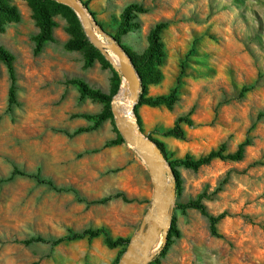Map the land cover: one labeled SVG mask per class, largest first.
Listing matches in <instances>:
<instances>
[{"label":"rangeland","instance_id":"obj_1","mask_svg":"<svg viewBox=\"0 0 264 264\" xmlns=\"http://www.w3.org/2000/svg\"><path fill=\"white\" fill-rule=\"evenodd\" d=\"M79 1L114 38L128 5L148 9L132 12L117 41L131 59L145 57L143 72L153 81L140 87L134 122L172 158H197L222 144L235 151L251 141L242 160L175 164L179 186L165 158L171 180L166 192L175 186L169 240L148 264H264V0ZM1 2L16 13L0 11V44L15 57L17 103L8 109L11 79L0 59V178L17 167L38 171L65 190L22 175L0 181V264H120L155 193L148 165L115 113L124 76L68 5L44 0L52 39L41 42L38 0ZM162 21L168 24L149 53L151 30ZM76 79L97 95L82 96ZM172 92L171 106L144 102ZM182 114L194 121L183 123L186 137L163 134ZM79 128L87 130L70 135ZM190 202L221 215L219 235L200 207L184 206ZM97 227L107 228L119 244L110 246L104 234L54 242ZM39 235L47 241L22 242ZM162 241L161 235L152 252L160 253Z\"/></svg>","mask_w":264,"mask_h":264},{"label":"trees","instance_id":"obj_2","mask_svg":"<svg viewBox=\"0 0 264 264\" xmlns=\"http://www.w3.org/2000/svg\"><path fill=\"white\" fill-rule=\"evenodd\" d=\"M7 9H9V10H7ZM14 10L15 9L5 7V5L0 0V11H5L7 13L8 12L14 13ZM147 10L148 9H146L141 4L135 3V4L128 5L123 11V14H122L123 21H122V24H121V26H120L117 34H116V40H118V41L121 40V35L125 31L126 26L130 24V19L132 17L131 14L133 11L146 12ZM14 14H16V13H14ZM92 15L94 16L93 12H92ZM35 16L38 20V23H39V25L41 27V31H42L41 35H40V41L43 42L45 40L52 39V21H51V18L49 16V13L47 11L44 0H38V3L35 5ZM167 24L168 23L165 21L159 22L151 30V33H150L151 45H150V50H148L149 53L152 49L156 48L159 45V41L161 38V32L167 26ZM71 44H72V46L76 45L75 43H71ZM144 58L145 57H141L140 59L137 60L134 57H132V60L134 61V64L136 65V68H137V70L141 76V80H142L141 87L145 90L147 88V84H149L153 81H149L143 72L142 67L144 64ZM0 59L3 60L4 63L6 64L8 71H9L10 79H11L9 108L8 109L12 110L15 103H17V83H16L17 76H16V70H15V57H14L13 53L2 44H0ZM74 83H76L81 88L82 96H86V95L96 96L97 95V93L94 90L90 89L84 81H82L80 79H76V80H74ZM175 99H176V94H175V92H172V94L170 96L161 95V96H157V97H152V96L146 97V98H144V102H146L152 106H158L161 104H166L168 106H171L173 104V102L175 101ZM183 123H186L190 126L194 125V121L190 117V115L182 114L176 118V120L174 121V124L172 126L163 129L162 132L165 135H174L176 137L185 138L186 137V131L183 128ZM85 130H87V129L79 128V129L75 130L74 132L70 133V135H75V134L82 132V131H85ZM250 142L251 141L249 138L246 139L245 141H243L242 143L239 144L238 148L235 151H227L226 145L222 144L218 149H213L209 153H207L206 155H203V156H200L197 158L192 156V155H189V154L186 155L184 158H172V155L168 153V151H167V149L163 143L158 142V145L162 149L164 157L167 159L169 164L174 169L175 177L177 180L176 186H179V183L181 182V176H180V173L177 170H175V164H181V165H184L185 167H195L196 168V167H199L203 164H207V163L213 161L214 159L235 160V161L242 160L243 157L245 156L247 146H249L251 144ZM18 175L28 176V177L34 178V179L38 180L39 182H42L44 184H47V185L53 187L56 190H65L64 187H59L57 184L54 183V181H52L49 178L42 176L41 173L38 171L37 172L24 171V170L19 169L17 167L13 170L12 175L9 178H7V179H4V178L1 179L0 178V181L10 180V179H12ZM120 195H123V194H120V193L117 194V196H120ZM110 198H111V196L106 197V198H102V199H96V200H93L92 202L104 203L107 200H109ZM184 206L185 207H189V206L200 207L202 209L203 213L210 220L212 234L219 235L216 224L219 221L221 215L215 216V215L209 213L203 205H199L197 202L186 203ZM102 234L107 236V240H108V243L110 246H116L121 241L120 239H114L112 237V235L109 233V230L107 228L97 227V228H86L82 231L70 232L68 235L60 237L57 240H55L54 242L60 243V242H63L65 240L85 238V237L92 238V237L100 236ZM168 240H169V235H168ZM46 241H47V239L45 237L39 235V236L27 238V239L23 240L22 242L29 245V244H33L36 242H46ZM166 245H168V242L161 248L160 253L155 254L154 258H157V256L164 253V251L166 249Z\"/></svg>","mask_w":264,"mask_h":264},{"label":"water","instance_id":"obj_3","mask_svg":"<svg viewBox=\"0 0 264 264\" xmlns=\"http://www.w3.org/2000/svg\"><path fill=\"white\" fill-rule=\"evenodd\" d=\"M56 1L68 5L78 14L90 41L105 55V57L109 61H113L108 52L109 49L118 54L121 59V63L120 65L114 67L120 70L122 75L129 81V87L132 92V94L130 95V101L134 110V106L139 98V91L142 85V80L131 57L118 43L116 38L109 35L100 27L98 28L100 29L101 33L109 37L110 41L105 42L98 38L93 24L92 22H90L87 16V13L90 15V17L91 14L79 0ZM114 107H116L115 102ZM115 113L117 115L120 129L124 137L137 148L138 152L147 163L149 171L154 179L155 188L154 202L152 204L151 210L143 218L138 233L129 243L127 251L125 252L120 264H148L153 259L155 254L158 253L151 252V249L158 242L161 235L163 236L162 247L167 243L168 229L170 224V204L171 200L175 196V186L173 185L172 191L168 193L166 192V190L163 191L159 185V182L162 179L160 164L161 160L165 161L162 149L152 139L145 136L135 123L132 126V129L136 127L138 131L143 135V137L133 134L131 132V129L123 127L118 116L117 109H115ZM143 138H145V140H143ZM151 145H153L156 150L154 152V157L152 156V151L150 150ZM156 206H158V213L154 216V209L156 208ZM164 218L167 219L164 220Z\"/></svg>","mask_w":264,"mask_h":264},{"label":"bare ground","instance_id":"obj_4","mask_svg":"<svg viewBox=\"0 0 264 264\" xmlns=\"http://www.w3.org/2000/svg\"><path fill=\"white\" fill-rule=\"evenodd\" d=\"M88 19L90 20V22H92L94 30L96 32V35L98 36V38L102 41L105 42H109V37H107L106 35L102 34L100 29L95 25V23L93 22L92 18L90 17V15L87 13ZM101 33V35H103L104 37L106 36L108 38V40H104L98 33L97 30ZM111 58H112V64L114 66L120 65L121 63V59L118 56L117 53H115L113 50L109 49L108 50ZM132 94L130 87H129V81L124 77V84L122 86V88L120 89L119 93L117 94L116 98H115V105L116 108L117 106H120V110L118 111L117 109V113L118 116L121 120V124L123 125V127H126L128 129H131L133 134L136 135H140L141 137H143V135L138 131V129L135 127L132 129V126L134 125V110L132 108V103L130 101V95ZM143 140H145V138H143ZM150 150L152 151V156H155V147L153 145L150 146ZM160 169L162 172V179L159 182V185L161 187V189L164 191L166 188H168L171 185V180L169 179V176L167 175L169 172V166L166 163V161H162L161 160V164H160ZM168 179L170 180V182L168 183ZM156 215V212L154 210V216ZM167 218H164V220H166ZM159 242V240H158ZM158 242L152 247L151 252L156 250L155 247L158 244Z\"/></svg>","mask_w":264,"mask_h":264}]
</instances>
